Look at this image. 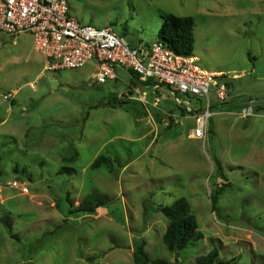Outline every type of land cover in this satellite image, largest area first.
<instances>
[{"label": "rangeland", "instance_id": "1", "mask_svg": "<svg viewBox=\"0 0 264 264\" xmlns=\"http://www.w3.org/2000/svg\"><path fill=\"white\" fill-rule=\"evenodd\" d=\"M68 4L81 23L111 27L130 46L158 40L166 13L193 17L194 55L228 78V102L205 140L194 139V118L167 88L147 89L150 104L161 99V112L148 110L129 72L98 86L92 63L49 69L31 35L0 32V264H135L142 241L151 260L170 264H197L213 250L264 264V0ZM209 96L217 106L213 88ZM251 104L254 117L236 114ZM100 156L110 169L92 168ZM85 198L105 206L75 213ZM179 198L201 237L176 261L158 207Z\"/></svg>", "mask_w": 264, "mask_h": 264}, {"label": "built area", "instance_id": "2", "mask_svg": "<svg viewBox=\"0 0 264 264\" xmlns=\"http://www.w3.org/2000/svg\"><path fill=\"white\" fill-rule=\"evenodd\" d=\"M0 32L31 35L49 69H78L92 63L96 68L91 80L98 86L117 81L118 69L135 73L141 82L150 83L134 87L148 110L161 112V99L157 96L150 104L147 89L167 88L177 107L194 118V139L205 140L211 118L228 98V78L202 66L196 55H179L160 40L130 46L111 27L81 23L72 16L68 0H0ZM212 88L217 106L209 96ZM236 114L249 119L257 111L251 104ZM11 185L28 190L18 181Z\"/></svg>", "mask_w": 264, "mask_h": 264}, {"label": "trees", "instance_id": "3", "mask_svg": "<svg viewBox=\"0 0 264 264\" xmlns=\"http://www.w3.org/2000/svg\"><path fill=\"white\" fill-rule=\"evenodd\" d=\"M195 21L191 16L181 17L172 13L164 15V23L158 34V40L164 42L169 48L179 55L189 56L194 55L195 36H194ZM136 84L149 86V82H141L139 77L130 72ZM229 85V84H228ZM115 102V101H114ZM115 104V103H110ZM258 107L256 110L258 111ZM216 165L221 170V164L217 160ZM105 166L108 169L112 166V159L107 156L98 157L92 164V168ZM68 170V169H66ZM214 203V199H212ZM105 202L102 198L95 203L90 199L85 198L81 204L75 209V213H95L100 207H104ZM161 212L169 221L167 230L163 235V241L167 249L176 256L178 260L179 252L187 248L191 242L201 237L197 217L192 214L189 203L185 198L177 199L170 206H159ZM10 232L12 225L9 222L5 223ZM145 241L140 242L134 253L133 259L135 264H170L164 259L151 260L145 250ZM197 264H236V260L223 261L220 259L219 252L213 250L207 255L199 258Z\"/></svg>", "mask_w": 264, "mask_h": 264}, {"label": "crops", "instance_id": "4", "mask_svg": "<svg viewBox=\"0 0 264 264\" xmlns=\"http://www.w3.org/2000/svg\"><path fill=\"white\" fill-rule=\"evenodd\" d=\"M199 59V58H198ZM199 62H200V59H199ZM203 66V65H202ZM206 68V67H205ZM208 69V68H207ZM212 71V70H211ZM215 72H217V71H215ZM130 73V72H129ZM119 74V73H118ZM130 75H131V73H130ZM132 76V75H131ZM241 77V76H240ZM239 77V78H240ZM233 78H235V76L233 77ZM232 78V79H233ZM231 79V80H232ZM230 80V79H229ZM227 81H228V79H227ZM230 83L232 82V81H229ZM231 85H232V83H231ZM230 91V90H229ZM227 102L228 101H226L223 105H225V104H227ZM256 106V105H255ZM257 107V106H256ZM221 108V107H220ZM220 108H218L216 111H215V114L217 115V114H221L222 112L219 110ZM149 112V111H148ZM156 112L158 113V111L156 110ZM150 113V112H149ZM229 113H232V112H229ZM190 137L192 138V136H191V131H190Z\"/></svg>", "mask_w": 264, "mask_h": 264}]
</instances>
